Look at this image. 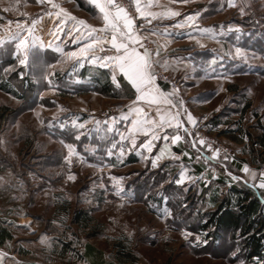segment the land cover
Masks as SVG:
<instances>
[{
	"label": "rangeland",
	"instance_id": "1",
	"mask_svg": "<svg viewBox=\"0 0 264 264\" xmlns=\"http://www.w3.org/2000/svg\"><path fill=\"white\" fill-rule=\"evenodd\" d=\"M28 1L21 0L18 11L4 12L15 0H0V25L7 26L9 19L14 21L23 12L39 14L40 6ZM234 3L236 7H229L227 0H187L186 3L156 0L154 12L171 7L182 13L171 21L156 20L163 26L156 27L162 33L167 29L180 39L169 35L164 39L150 33L143 36L146 46H161V63L167 59L170 69L184 72L187 80L199 81V85L186 89L190 97L202 92L210 96L205 102L190 103L195 113L202 114L209 124L196 131L218 144L219 153L227 155L235 167L247 164L256 176L245 174L257 182L259 173L264 172V149L256 139L259 125H264V0H234ZM196 10L201 11V16L194 26H174L177 20H183L184 14ZM129 12L136 15L133 6ZM142 24L146 28L152 26L144 20ZM11 27L14 29L15 24ZM237 27L239 32L235 31ZM203 28L212 32L197 31ZM187 32L192 33L191 39L184 35ZM237 48L241 49L240 55L236 54ZM13 49L11 42L0 47V84L12 90L0 88V108H5L0 117V138L4 141L0 144V177L6 181L0 183V210L4 211L10 196L13 209L22 204L32 227L38 230L37 234L28 236L32 238L30 243L39 241L36 251L42 264H90L82 256L87 243L103 252L105 259L113 264H240V261L247 264L239 244L227 239L228 232L220 245L205 244L202 231H188L191 236L185 239L183 222L191 216L182 206L191 199L190 208L197 209L198 202L194 199L198 190H183L181 185L171 182L173 174L179 178L178 161L165 156L159 167L149 169L150 160L129 151L130 143L124 147L123 164L115 154L106 155L116 139L104 130V119L125 103L123 97L88 94L92 69L80 78L79 69L72 73L71 67L61 71L58 66L54 91L46 81L37 83L29 69H22L23 79L19 72L6 74L3 68L17 63L11 56ZM60 58V53L37 45L30 60L55 64ZM156 68L171 78L167 70L159 65ZM116 93L125 96L129 90L123 87ZM90 113L95 116L93 121ZM54 115L59 119L54 120ZM74 119L78 124L87 123L82 129L73 127ZM61 123H65L64 129L59 127ZM65 144L74 145L85 159L81 161L74 155L69 165L64 160L68 154ZM110 163L116 166L108 167ZM165 163L177 170L168 165L164 169ZM241 169L232 171L238 174ZM69 172L75 174V180L67 179ZM213 172L212 188L226 190L228 187L223 184L227 185L230 177ZM111 176L123 178L119 197L115 195ZM165 207L172 213L167 221L160 215ZM42 236L48 243H41ZM237 249L239 254L233 258L232 253Z\"/></svg>",
	"mask_w": 264,
	"mask_h": 264
},
{
	"label": "snow or ice",
	"instance_id": "2",
	"mask_svg": "<svg viewBox=\"0 0 264 264\" xmlns=\"http://www.w3.org/2000/svg\"><path fill=\"white\" fill-rule=\"evenodd\" d=\"M34 2L40 6L39 14L32 15L23 12L14 21L9 19L7 26L0 25V29H3L2 34H0V47H4L11 42L14 45L11 56L17 62L3 68L4 73L19 72L20 78L23 79L25 72L22 69H29L32 71L37 83L41 80L46 81L49 89L54 91L57 87L54 83V76L58 66L61 71L65 67H71L74 71L77 65H82L85 60H88L90 63L99 65L100 68L109 69L112 81L117 87H119L118 74H120L135 90V100L127 106L126 112L121 113V119L126 122L130 120V125L127 126L126 133H119L121 144L127 141L132 146L129 151H136V154L141 156L142 159L150 160L153 167H159V162L165 156H170L176 161L181 159L180 155L172 151L171 146L179 145L182 141L185 148L195 149L198 153L200 152L198 144H207L208 149H212V144L200 137L198 132L193 134V129L198 125V119L185 108L184 101L178 97V89L173 87L171 91H165L158 82L157 65L167 70L169 62L164 59V62L161 63L163 58L161 46L157 45L155 48L146 46V38L140 35V30L144 29L152 35H156L159 29L146 28L145 24H140L139 28L137 27V18H142L147 25H152L153 20L180 17L182 15L181 12L175 11L171 7H167L160 12H154L149 10L153 6V0H147V3L144 0H131V6L135 8L136 15L134 17L129 12L128 6L121 4L118 0H88L89 5L94 6L98 10L99 18L102 20V26L96 27L89 24L85 19L72 15L61 7L56 0H34ZM184 2L186 3L187 0H184ZM20 3L21 0H15L10 7H5L3 11H18ZM227 3L229 7L237 6L234 0H227ZM240 12L241 14L244 13L243 7L240 8ZM200 16V10L184 14L183 20H177L174 26L176 28H184L185 25L194 26ZM45 18L53 21L52 28L49 31L53 39L49 41L47 47L54 48L61 56L55 64L37 63L30 60L34 56V50L37 45L44 47L43 41L36 35V29L39 23L45 21ZM13 24H15L14 29L11 27ZM197 31L202 34H208L212 32V29L203 28L197 29ZM235 31L239 32L240 29L237 27ZM164 34L171 35L167 29H164ZM184 35H187L189 39L192 38L191 32L184 33ZM55 41H70V44L75 46V48L72 51H65L64 47L55 44ZM153 43L156 42L153 41ZM236 54H241L240 48L236 49ZM176 59L179 60L180 58ZM164 79L169 82L167 77ZM140 102L146 104L149 110L145 111V108L140 106ZM153 107H155V117L150 115ZM37 116H39V113H37ZM184 118L193 128L185 127ZM53 119H59V117L54 115ZM111 119L112 125L107 128L108 132L116 131V118L112 117ZM71 123L73 127L82 129L87 121L78 124L74 119ZM95 123L98 124L99 121H95ZM59 127L64 129L65 123H61ZM166 128L172 129L175 134L163 135L164 144L154 156H143L139 149H144L146 152L151 153L153 148L156 147L155 142L161 139V134L164 133ZM139 136H144L146 139L137 148ZM76 138L79 139V136ZM3 143V139L0 138V144ZM61 143L64 142L61 141ZM64 146L68 149V154L64 157V160L69 165L72 164L71 157L74 155L78 156L81 161L85 159L76 152L74 145L65 144ZM118 147L119 152L117 154L114 150ZM114 154L117 161L123 164L124 147L119 146L117 143H112L107 149L106 155L112 157ZM182 155L188 156L189 152L185 150ZM218 155L219 149H216L212 151L211 157L204 156L203 159L206 161L215 160ZM196 159L199 161L201 156L198 155ZM227 159L228 156L225 155L224 161H227ZM91 166L101 167L100 165ZM107 166L115 167L116 165L110 163ZM225 171L231 180L238 181L241 179L229 172L226 166ZM241 171L250 173L252 177L256 176V173L248 168L247 165ZM259 176L260 183L258 187L264 189V172H260ZM67 179L72 181L76 179V176L74 173L69 172ZM111 179L115 182V195L121 196L123 188L120 181L123 178L111 176ZM193 180L194 177L188 175V168L181 165L179 178L175 180V183L181 185L185 181ZM245 182L247 183V181ZM0 183H6L3 177H0ZM100 186L101 188L104 187L103 184ZM253 186L255 187L256 185L253 184ZM164 200L166 201L167 197ZM160 215L165 221L172 218V213L167 207L162 210ZM183 234L185 239L191 236V233L187 230ZM204 235L206 236L207 234L205 233ZM196 239L199 241L200 236L198 235ZM41 243H48L47 238L42 236ZM204 243L206 244L207 240H204ZM238 254L239 249L232 253V257L236 258ZM5 255L6 253L0 252V264H3ZM240 264H244V262L240 261Z\"/></svg>",
	"mask_w": 264,
	"mask_h": 264
},
{
	"label": "crops",
	"instance_id": "3",
	"mask_svg": "<svg viewBox=\"0 0 264 264\" xmlns=\"http://www.w3.org/2000/svg\"><path fill=\"white\" fill-rule=\"evenodd\" d=\"M30 3H32L33 5H35L36 7H38L37 4H35L34 0H30L28 1ZM57 3L60 4L61 7H63L64 9H66L67 11H69L72 15L76 16L77 18L80 19H85L89 24L96 26V27H100L102 26V20L99 18V12L98 10L94 7L89 5L88 0H56ZM145 3H147V0H144ZM79 3H82L84 7H81L79 5ZM156 0H153V6L149 9L150 11H154V8H156ZM134 8V6H133ZM134 12H135V8H134ZM135 17V16H134ZM138 19V23H137V27L139 28V25L142 24V18H137ZM173 18L171 19H164V21H171ZM159 21H163V20H159ZM53 25V21L48 20L47 18H45V21L43 23H39L37 25V31H38V36L40 37V39L43 41L44 47L39 46L40 48L44 49V50H48V49H52L53 51L54 48H48L47 44L49 43V41H51L53 38L52 36L49 34L50 29L52 28ZM160 24H158L156 22V20H153L152 22V26L149 28H156V27H163V26H159ZM164 27H168V25H164ZM160 29V28H157ZM142 29L140 30V35L143 36L145 33L148 34L149 32L144 30V33L141 32ZM151 34V33H150ZM158 34L160 35V37L167 39V35H165L164 33H162L160 30L158 31V33L156 35H154L155 37H159ZM169 36H173L172 33ZM144 37V36H143ZM175 39H180L178 37H174ZM55 44L58 45H62L64 47L65 51H72L74 50L75 46L70 44L69 42H64V41H55ZM182 62V61H181ZM100 68L99 65L97 64H93L90 63L88 60H85V62L81 65V66H76L75 70L79 71L77 72L80 78L81 76L79 75V73L81 72V70L83 69L84 73H87V70L90 68ZM104 69V68H101ZM111 77V72L109 69H106ZM72 73L74 72L73 70H71ZM167 71L170 73L171 78L175 81L176 83V88L178 89V97L179 99H182L184 101V105L185 108L191 112V114L196 117L198 119V125L193 129V134H195L196 129H202L204 127H207L209 124L208 122H206V119L204 118V116L198 113H195V111L193 110L192 106H190L191 102H205L206 100L210 99V96H207L205 92L200 93L199 96H192L190 97L188 95V92L186 91V89H189V86L195 87L197 85H199V81L197 80H187L189 79L188 77H183L185 76L184 72L181 71H177V70H173L170 69L168 67ZM183 71V70H182ZM180 73V74H178ZM112 81V78H111ZM118 81H119V87H117L116 84L113 83L115 88H122L123 87H127L129 90V94L132 96L130 98H125L123 97L122 101H125V103L123 105L120 106V108L118 110H116L115 112L111 113L110 115L106 116L104 119V130L112 125V117L116 118V124H115V129L116 131L113 132H109V134H113L114 136H111L114 138V140L116 139V143L119 146H123V147H128L130 145H128L129 143L127 141L123 142L121 144L120 140H119V133H126L127 132V126L130 125V120L129 121H123L121 119V113L122 112H126L127 111V106L135 100V90L131 87V85L128 83L127 80H125L123 78L122 75L118 74ZM160 83V82H159ZM160 85L162 86L163 90L165 91H171L172 88H169L167 84L164 83H160ZM88 94H93V95H101L98 92H93L91 90V88H89ZM95 93V94H94ZM87 95V93H86ZM197 101V102H196ZM140 106L145 108V111H148L149 109L147 108V105L144 104L143 102H140ZM90 115H92L90 113ZM150 115L155 117L156 113H155V107L152 108ZM93 116V115H92ZM95 116H93L91 118V121H93V118ZM184 125L185 127H189V128H193L192 125H189L186 121V118H184ZM103 129V128H101ZM173 135L175 134V132L172 129H165L164 133L161 134V139L156 141V147L153 148V151L151 153L146 152L144 149H139V151L141 153H146L149 154L150 157L154 156L159 150L160 148L163 146L164 141H163V135ZM181 134L183 135V132L181 131ZM144 139H146V137L144 136H139L138 140H137V148L139 146L140 143H142L144 141ZM170 143V141H169ZM198 147L200 148V152L198 153L195 149H191V148H185L184 147V142H180L179 145H172L171 149L173 152H175L177 155L181 156V159L178 161V163L180 165H184L185 167L188 168V175L193 176L194 180L189 182H185V184H181V188L183 190H192L194 191L195 189L198 190V197L194 199V201H197V209H191L190 208V200H187L185 203H183V209H186V213H189L191 217L197 215V213H203L204 211L210 210L213 208V202H212V194L214 193H221L224 192L226 190L221 189L220 187L218 189H213L212 185H211V180L214 177V172L213 170H216V172L219 173L220 176H228L226 171H225V166L227 168V170L229 172H231L233 175H236L238 177H240L241 179H239V181L246 183L245 181H247V184L254 187L253 184H255V187H258L260 180L257 182H254L253 180H251V177L248 175H246L244 172H240V173H236L233 172V169H239L244 168L245 165H240V167L236 166L230 162V161H224V156H222L220 153L218 155V157L215 160H204L203 157L207 156V157H211V153L212 150L206 148L203 145H199ZM188 151L189 155L188 156H183L182 152L183 151ZM119 152V147L117 149L114 150V152ZM134 153V155L136 154V151H132ZM201 156V159L199 161H197L196 157L197 156ZM133 157V156H132ZM137 159V156L135 157ZM134 158V159H135ZM166 159H162L161 161L163 162ZM174 162H177L176 160H173ZM172 163V162H171ZM173 164V163H172ZM167 165L173 169V170H177L176 168H173V166H171V164H163L162 167L164 169H168ZM177 165V164H175ZM152 164L149 162V169H152ZM181 168V167H180ZM251 169V168H250ZM212 177V178H211ZM229 177V176H228ZM249 177V178H248ZM201 179L203 181V184H201ZM176 180V176L175 174H173V176H171V182L175 183ZM236 181H229L227 183V185H224V187H229L231 184H234ZM187 187V188H186ZM212 188V190H211ZM12 196H10V198L8 197V201H6V203L4 204V207H6L4 209V211L0 210V230L4 231V235H2L0 233V252L6 253V255L3 257V264H42L39 259H38V255H37V247H38V242L39 241H35L30 243V239L28 234L30 233H35L37 234L38 230H34V228L32 227L31 224V218L25 214L24 210L22 209V204L20 205H16V209H13V204H12ZM21 202V201H20ZM201 205H203L201 207ZM201 207V208H200ZM192 210L194 212H192ZM191 212V213H190ZM188 215V214H187ZM189 223L187 221L183 222V227L185 228V230L187 231H191L194 232L192 229H190L189 227ZM37 237V235H36ZM35 238V237H34ZM38 239V238H37ZM88 244V243H87ZM86 246V244H85ZM36 248V249H35ZM35 249V252L32 250ZM85 252V251H84ZM102 258L108 262L105 257L103 252H100ZM85 258V257H84ZM86 259V258H85ZM87 261L89 262V260L87 259ZM90 263V262H89ZM91 264V263H90Z\"/></svg>",
	"mask_w": 264,
	"mask_h": 264
},
{
	"label": "trees",
	"instance_id": "4",
	"mask_svg": "<svg viewBox=\"0 0 264 264\" xmlns=\"http://www.w3.org/2000/svg\"><path fill=\"white\" fill-rule=\"evenodd\" d=\"M79 5L84 7L82 3ZM90 69H92L91 90L113 98L132 97L130 94L119 96L116 93V90L120 88L114 87L106 69L94 67ZM86 74L83 69L79 73L81 77ZM0 88L12 92L4 84H0ZM19 97L22 96L19 95ZM2 110L4 111L5 108H0V117L3 116ZM259 129L260 134L256 139L259 146L264 149V125H259ZM212 202V209L187 218L190 229L194 232H205L207 245H220L225 239L224 233L228 232L230 237L227 239L239 244V249L247 264H264V189L252 187L238 180L226 191L212 194ZM0 233L4 235L3 230H0ZM82 256L91 264H113L106 262L100 251L90 244H86Z\"/></svg>",
	"mask_w": 264,
	"mask_h": 264
},
{
	"label": "built area",
	"instance_id": "5",
	"mask_svg": "<svg viewBox=\"0 0 264 264\" xmlns=\"http://www.w3.org/2000/svg\"><path fill=\"white\" fill-rule=\"evenodd\" d=\"M118 2H120L121 4L128 6V10L130 11V6H131V0H118ZM156 71L158 73V82L160 83H164L167 84L169 88H173L176 87V83L173 79H171L169 76H167L166 74H164L162 71L158 70V68H156ZM165 77H167V81H165ZM198 132L200 134V137L204 138L208 143L212 144L213 149H218V144H216L214 141L209 140L206 138V136L201 132V131H195V133ZM207 145V144H206ZM213 151V150H212ZM264 170V169H263Z\"/></svg>",
	"mask_w": 264,
	"mask_h": 264
}]
</instances>
